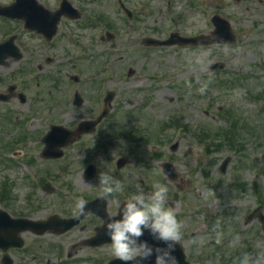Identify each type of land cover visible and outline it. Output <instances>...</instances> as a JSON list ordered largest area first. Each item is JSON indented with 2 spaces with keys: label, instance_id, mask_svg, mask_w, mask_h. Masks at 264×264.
Masks as SVG:
<instances>
[{
  "label": "rangeland",
  "instance_id": "obj_1",
  "mask_svg": "<svg viewBox=\"0 0 264 264\" xmlns=\"http://www.w3.org/2000/svg\"><path fill=\"white\" fill-rule=\"evenodd\" d=\"M187 1L128 0L130 4L136 5V33L134 34L136 57L133 62H129L132 63L135 73L131 77H127L128 70L124 68V65L125 61L132 58L135 52L133 53L132 47L126 48L124 40L120 46L124 51L110 52L109 65L104 68H100L103 57L100 60L97 59L98 62L96 59H91L90 64L87 63L89 58L84 57L83 64H81L78 59L82 53L74 50V60H65V63H59L47 73L40 75L35 70H28V80L23 84L26 102L20 104L15 100L10 105H0V112L8 109L19 116L29 114L33 118H29L28 121H33L40 130L41 127H44L43 131L47 130L50 124L72 127L75 121L82 118L84 111L82 108L73 107L71 105L72 97H69V83L71 82L68 80V76L77 74L80 78L102 79L107 84L106 88L115 92L112 103L113 113L108 118L107 126H117V132H120L112 134L109 131L108 145L104 144V156L93 155L91 161L87 163L84 158L88 157L90 153L92 154L96 147L86 151L85 146L79 144L76 148L68 149L62 160L53 163L40 161L33 165L27 164L35 173L34 178L48 173L45 177L48 180L52 178V183H49L62 195V199L42 194L37 186L29 188L23 182L24 180H21L20 175L11 170L5 171L0 166V183L9 179L11 184L4 183L8 184L12 190V196L16 199V202L13 200L12 202L16 210H20L17 205H23L24 195H28L30 199L28 210L24 205L22 210L24 214L27 213L34 219L36 217L43 219L54 213H70L74 208L70 203V195L71 198L81 194H90L91 197L98 196L100 188L86 184L81 178L84 168L89 164H93L96 168L94 177L88 181L92 184L98 183V174L103 171H108L120 179L123 188L118 194L120 200L121 197L130 195V184L137 181L143 185L146 192L152 191L153 184L157 182H162L170 188L167 181L163 179L159 167L162 162L172 159L167 148L171 141L181 135L174 132L175 127L193 128V123L191 124L190 121H202L203 112L210 111V115H216L217 119L214 118V121L210 120L204 123L220 129L228 128L232 121V115L225 116V113L230 110L232 114L246 115L250 131L242 133V137H239L241 147L237 144L236 148H230L228 143L224 144L221 137L215 140L216 144L220 143L221 150L216 156L217 162L210 167V171H214V175L209 172L210 179L204 178L209 166L202 167L201 163L204 160H209L210 163L212 157L208 156L205 148L202 150L201 146L195 148L190 146V142L186 141L188 133L183 136L184 140L179 155L181 157V153L191 147L190 156L188 159L175 162V164L178 170L182 169V175L194 167L189 181L193 186V192L199 189L206 193L207 189L203 186L210 183L214 193L212 194L208 190V193L205 194L206 197L201 201L193 199L194 205L189 206L191 214L187 226L188 236L181 242L188 258L190 259L192 256V264H238V258L247 247L248 240L247 228H243L242 223L245 216L256 203H259L261 198L259 194L258 199L255 186L261 187L264 196V26L247 28L246 30L251 32L239 37L236 46L223 48L218 52L205 50L200 56L179 47L143 49L140 45L141 39L148 36L164 39L172 29H176L182 35L194 34L197 30L204 29L207 32V21L203 19L201 13L209 9H207V4L212 3V0L201 2L192 0L195 3L194 6L192 5L193 7L188 6ZM114 2L115 0H104L102 4L108 15H113L110 19L114 18L118 21L121 16L118 14L119 11ZM233 3L234 0H221V12L226 15L232 14ZM224 8L226 10H223ZM246 18L258 21L260 19L259 17ZM83 43L87 45L84 54L96 53V49L90 48L86 39L83 40ZM118 55H123L124 59L119 63H111V58ZM213 59L225 64V70L216 75L226 85L222 83L218 87L215 83L210 84L207 80L208 78L215 79L216 76L207 69V63ZM199 60L204 63V68L199 71L201 74L197 73ZM73 62L76 63L75 69H72L71 66ZM4 71H0L2 81L6 75ZM197 74L204 76L203 82L197 81ZM35 76H39V78ZM42 78L45 79V82L41 81ZM51 79L62 81L59 89H51ZM191 80L195 82L194 86L192 83H188ZM2 87L0 82V89ZM93 88L95 94V86ZM50 90L53 91L55 97H49ZM192 90H194L193 93ZM256 95H262V100L253 101L252 97ZM42 108L45 111L43 118L40 114ZM52 108L55 111H52ZM171 116L176 117V120L169 123ZM160 125H163L160 130H165L168 125H173V130L168 131L165 137H161L160 133H148L141 128V126H147L150 130L153 127L152 130L157 131V127ZM123 129H125L124 131H144L143 137L135 141L130 136L129 140L121 134ZM5 130L6 126L0 130L3 137L8 134H3ZM9 132L15 134V128L11 129L9 126ZM34 147L37 148L36 145ZM14 149L7 150L6 153H12ZM30 153H34L31 148ZM0 157L3 155L0 154ZM119 157L128 158L129 163L121 171L116 172L113 165ZM225 157L230 159L226 174L219 175L217 167ZM20 182L21 185H19ZM58 200H62V203L58 204ZM108 202L110 206H114L111 200ZM195 207L205 210L206 215H210L212 219L216 217L215 225L218 226L214 229L216 230L215 234L208 235L207 224L196 217ZM197 229H199L197 235L190 238V233ZM87 235L89 234L86 231L80 232L77 229L60 237L46 235L43 238H33L30 235H25L23 250L12 251L11 254L17 259L16 264H62L70 252L71 245ZM252 244L255 253L261 246H264V241L253 237ZM72 252L73 258L70 261H65L64 264H105L114 258L110 247L96 250L77 248Z\"/></svg>",
  "mask_w": 264,
  "mask_h": 264
},
{
  "label": "flooded vegetation",
  "instance_id": "obj_2",
  "mask_svg": "<svg viewBox=\"0 0 264 264\" xmlns=\"http://www.w3.org/2000/svg\"><path fill=\"white\" fill-rule=\"evenodd\" d=\"M15 0H0V7H7L13 4ZM62 0H38V2L49 12L54 13L57 10L60 9V4ZM70 5H72L75 9L78 10V12L81 14V18L77 20H70L67 18H62L58 27V30L60 29L58 35L54 37L51 41H46L42 36L37 35L35 33L29 32L27 28L25 27L24 23L19 20L11 19L5 16L0 15V44L6 42L9 39L14 38L13 45L16 48V51L13 52L12 48H9V53L6 55L1 56L0 55V71H4L6 74L5 80L2 82L3 87L0 89V94L5 93L7 90V87L9 86L8 81L11 83V76L13 71H24V73L21 75V80L24 83L27 82V70H33L37 69L40 71H46L55 68L59 63H65V60H74V50L81 51L82 55L79 57V63H82V59L84 57H88L89 61L87 63L90 64L91 59H101L103 57V62L100 68L107 67L109 65V53H117L118 50L124 51V49H121L120 47L123 43L122 40H124V43L126 44V48H131L133 53L136 51V37H134V34L136 33V5L130 4L128 0H122L126 5H129L131 11H132V18L131 20H128L126 24L125 17L120 13L121 16L118 21H116L113 17V15L109 16L106 8H104L102 2L104 0H66ZM204 0H199V2ZM106 5V4H105ZM207 7L209 8L206 10V12L201 13L204 20L207 21L206 27H207V33L210 32L213 28L212 26V17L215 15H219L226 20L230 22V26L233 29V32L237 38V42L235 45L239 42V37L242 35H247L250 30L255 27L264 26V0H234L233 5L231 6L232 14H223L221 11V0H212V3H208ZM223 10H226L224 8ZM66 11V10H64ZM245 14H249L246 16ZM246 17H259V21L257 19L254 20H248ZM253 24H256L253 26ZM244 28H242V27ZM176 31V30H175ZM111 33L112 38L110 42H107V36L106 33ZM170 32V31H169ZM168 32V33H169ZM204 30H197L192 35L187 36H195V35H202L205 34ZM75 37V43L73 42V38ZM86 39L88 41V45L90 48L94 47L96 49V53H91L92 55L84 54L85 50L84 48H87V45H84L83 40ZM234 45V46H235ZM220 46H209V47H184V49L196 53L198 56L201 55L205 50H218L220 49ZM143 49H163V48H154V47H143ZM94 51V50H93ZM136 57V52L134 53V56L132 58H128L125 61L124 68L127 69H133L132 63L133 59ZM124 59L123 55H118L116 57L111 58V63H119ZM97 60L96 62H98ZM214 61V60H213ZM212 64V61L210 62L208 69L210 68V65ZM72 68H76V63H71ZM198 69L197 73H200V69L204 68V63L201 62V60L197 63ZM196 66V67H197ZM201 74V73H200ZM198 75V74H197ZM2 76V75H0ZM216 78H219V76H215ZM203 75H198L197 81L203 82L204 80ZM68 80L71 82L69 83V97H75L77 95L78 97H86L82 98V102L80 106H74L78 109H84L82 112V118L75 121L72 127H69L70 129H75L83 120H94L98 117L100 114V110L103 107V99L102 97H106V95L109 92V89L106 88L107 84L102 81V79H93L92 77L87 78H77L76 80L72 78H68ZM209 80V79H207ZM188 83H192L194 86L195 82L193 80L189 81ZM59 82H55L53 87L51 89H59L60 87ZM95 86V94L93 92V87ZM193 88V87H192ZM51 91V90H50ZM23 92V87L16 88L15 93ZM194 90H192V93ZM5 95V94H4ZM43 97V96H40ZM49 97H55L53 95V91L49 93ZM90 97V98H89ZM93 97V98H91ZM18 99H13L9 102H13ZM44 101V100H43ZM19 102V101H18ZM171 102V101H170ZM169 103V102H168ZM5 103H0V105H3ZM52 111H55L54 108H52ZM7 113H10L9 111H6ZM44 110L40 111L41 118L44 115ZM113 113V111H112ZM232 125L229 126L232 131V133L236 134L238 133V137H242V133H246L250 131V125L248 122V119L246 118V115H240L232 114ZM22 120L24 122H28L29 125H27L28 131L24 133L23 135V145L20 146V154L14 158L12 157H0V166L5 171H14L16 174L20 175L21 180H24L23 182L26 183L29 188L33 187V183L29 181L28 178H26L21 171V168L18 166V164H28L33 165L35 163H39L42 161L40 159V151L42 150V144L41 139L44 136V134L49 130H44V127H41V130L34 125V122H29V118H33L31 115L26 114L25 116H21ZM108 118H104L94 129L93 132L85 135H81L78 137V139L75 140V142L70 146L71 148L78 146L79 144H82V146H85V150L90 151L93 150L95 147L96 149L93 151V153L84 158V160L87 162L91 161V157L96 154H100L101 156H104V144L108 145L109 140V131L112 134H117V129L115 127H110L108 125ZM176 120V117H169V123L170 121ZM214 121V118L208 111L203 112V119L202 121H194L191 120L190 123H193L192 127H175V133H180L176 140L171 141L169 144L167 150L171 154L172 159L169 161L171 164H173L174 168L176 169L177 173V180L175 182H171L167 179V183L169 184V192H168V198H167V207L170 210H173L177 216V219L185 226L184 227V233H183V239L188 236L187 234V226L189 222V215L191 214V210L189 209L190 205H194V200L197 199L201 201L202 198L206 197L205 194L208 193V190H212V185L210 183H206L203 187H206V193L201 192L199 189H196L193 192V186L190 184L191 180V174L194 172V167L191 169H188L184 175H182V169L178 170L176 168L175 162L182 161L183 159H188L190 156V151H192L191 147H188L185 149L184 152L181 153V157L179 155V152L182 149V141L184 140V134L188 133L186 141L190 142V146L197 147L201 146L202 150L204 148L209 147L212 143L213 139L220 138L219 135H213L218 132V127H213V125H209L208 123H204L206 121ZM110 127V128H109ZM103 128H106L105 130ZM141 128L148 133H160L162 134L161 137H165L168 133V131L173 130V125H168L165 130H160L163 128V126H158L157 131H153V127L148 130L147 126H141ZM221 131V129H219ZM142 131V132H144ZM222 132V131H221ZM1 134V132H0ZM13 134L10 135L9 139H12ZM104 139H106L104 141ZM90 140V141H89ZM240 141V139H239ZM37 146L35 148L34 146ZM30 148L34 153H30ZM70 148V149H71ZM89 153V152H88ZM42 162H48L53 163L52 161H45ZM98 162V161H97ZM96 162V163H97ZM129 163V162H128ZM127 163V164H128ZM126 164V165H127ZM27 165V166H28ZM125 165V166H126ZM152 165V164H149ZM124 166V167H125ZM202 167L209 166V160H204L201 163ZM19 169V170H18ZM96 169V168H95ZM84 171V170H83ZM121 171V170H120ZM217 172L219 174V168L217 167ZM209 174L208 172H206ZM211 175H214V171H210ZM95 175V174H94ZM83 179L85 181L84 172L82 173ZM94 177V176H93ZM205 179H210V176L205 175ZM9 179H5L3 182L0 183V209L5 211L11 219H23V218H31L28 216V214H24L22 210V206L26 207L28 210V203H29V196L24 195L22 199L23 205L19 204L17 207L20 210H16L15 205L13 206V201L16 202L15 197L12 196V190L8 184H5L4 182H8ZM35 181H39V178L35 177ZM4 183V184H3ZM162 183V182H161ZM11 184V183H9ZM42 184V183H41ZM40 184V186H41ZM21 185V182L19 183ZM3 186L6 187L5 190L1 189ZM42 191L44 192L45 187H41ZM71 193V192H69ZM129 194H127L125 197H121L120 200L121 203L126 201ZM83 198L86 201L93 200L94 198L101 197L100 193H98V196H92L90 194H84V195H76V196H69V199L71 200V204L73 205V210L70 213H67L66 210H64L67 214H61L58 213L60 218L62 219H69L76 216V210H75V204L78 198ZM120 196L118 195V198ZM106 200V199H105ZM108 212L110 215L113 214L114 211H116L114 206H110L108 200H106ZM62 200H58V204H61ZM101 204V201L100 203ZM208 206V205H207ZM261 211L264 213V205L261 204ZM15 209V213H14ZM65 209V208H64ZM196 212V217L200 220H202L206 225L208 235L215 234L216 233V227L218 225L216 224V217L211 218L210 215H206L205 210H201L200 207L194 208ZM48 217V215H47ZM34 219V218H33ZM36 220H40L38 217L35 218ZM45 219V218H43ZM101 221L94 217V216H87L83 219V221L74 229L79 230L80 232L86 231L89 235H87L84 238L79 239L77 242L82 243L83 240L89 238L93 234V230L96 226L100 225ZM252 223V224H251ZM250 224L246 226L247 228V244H248V251L252 252V240L253 237L260 238L264 241V233L261 231L259 223L254 220ZM255 225V226H254ZM257 228V229H255ZM70 230V231H72ZM257 230L259 232L257 233ZM69 231V232H70ZM199 232V229H197L195 232L190 233V238H194L197 233ZM206 232V233H207ZM68 233V232H67ZM66 234V233H65ZM53 236V235H50ZM56 237V236H55ZM59 237V236H58ZM76 242V243H77ZM74 245V244H73ZM72 246V245H71ZM12 251H22V250H10L9 256L11 257L10 264H16V258L12 256ZM20 257V255H18ZM18 257V260H19ZM1 254H0V260H1ZM21 258V257H20ZM68 256H66V259L64 261H70L67 259ZM72 258V257H71ZM18 262V261H17Z\"/></svg>",
  "mask_w": 264,
  "mask_h": 264
},
{
  "label": "clouds",
  "instance_id": "obj_3",
  "mask_svg": "<svg viewBox=\"0 0 264 264\" xmlns=\"http://www.w3.org/2000/svg\"><path fill=\"white\" fill-rule=\"evenodd\" d=\"M97 179V184L84 182L98 186L101 198L111 200L116 209L107 221L101 222L112 255L122 264H179L176 252L183 240L185 226L166 206L168 186L157 182L152 191L146 192L137 181L130 184V195L121 203L118 198L123 190L120 179L108 171L100 172ZM209 192L214 194L210 189ZM86 204L85 199L78 198L76 213L85 214ZM145 234L159 247H154L148 239H141ZM238 264H264V246L255 253H242Z\"/></svg>",
  "mask_w": 264,
  "mask_h": 264
},
{
  "label": "water",
  "instance_id": "obj_4",
  "mask_svg": "<svg viewBox=\"0 0 264 264\" xmlns=\"http://www.w3.org/2000/svg\"><path fill=\"white\" fill-rule=\"evenodd\" d=\"M29 5H35V2L33 0H29ZM36 22H37V20L30 19V24L32 26H34L36 24ZM223 26H224L225 32L228 33V25L226 23H223ZM217 35H218V33H214L212 36L216 37ZM175 37H177V36L171 35L170 39H168L166 41H157V40H153V39H146L144 42L146 45L169 46V45L175 44V42L173 41V39ZM219 38H221V37H219ZM208 39H210V37H208V38H195V39H190V40L177 38V40L180 44H187V43H189V44H207V43H209ZM130 74H131V72H130ZM76 99H77V97H76ZM111 100H112V97H106V103L107 102L109 103ZM106 112H107V108L105 109L104 114H106ZM92 124H95V123H92ZM87 125H91V124L84 122L79 126V128L75 132H72V133L65 130L63 127H60V126L53 127L52 131L43 140L46 143V148L43 152L44 157L45 158H59V157H61L62 152H60L56 148L59 146H62V147L66 146L67 144H69L71 142L73 137L78 136L81 133L88 132L89 130L86 128ZM60 136H63V138H60ZM59 138H60V140L63 141V143L59 144L57 142V140ZM54 143H55V145H54ZM226 162L227 161H225L223 163L222 168H224L226 166ZM163 169L166 173H168V169L172 171V168L169 164H164ZM92 205H93V203L86 204V211L85 212H91ZM92 212H94V209L92 210ZM98 214L105 215V210L101 209L98 212ZM262 221L264 224V217L262 218ZM75 222H76V219L74 221L57 222L55 220V218H51L46 222H40V223L26 221V220H18L16 222H7L5 224V230H3L0 227V232H5L4 238L0 237V249L6 250L9 247H21L22 243L20 242V239L17 237L18 232H23V231L29 230V231L34 232L35 234H43L47 230H51L54 233L59 234L61 232H64L68 228H70L73 224H75ZM96 232L97 233H96L95 237H93L92 239H90L86 242L89 246L96 247V246H101L104 243H109V238L105 235L103 227H100L99 229H97ZM141 239H148L149 243L153 244L154 247H159V245L154 244V242L148 237L147 234H145L144 237H141ZM11 241H14L15 243L11 244L10 243ZM176 256L179 260V264H189L185 260L184 253H183L182 249L180 248V246L177 249ZM7 260H8V258L5 257L3 260L4 264H6ZM109 264H122V262L119 261L118 259H115V260L111 261ZM153 264H154V262H153Z\"/></svg>",
  "mask_w": 264,
  "mask_h": 264
}]
</instances>
